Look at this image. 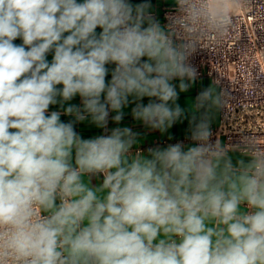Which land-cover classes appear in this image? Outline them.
<instances>
[{"label": "clouds", "instance_id": "9594fccd", "mask_svg": "<svg viewBox=\"0 0 264 264\" xmlns=\"http://www.w3.org/2000/svg\"><path fill=\"white\" fill-rule=\"evenodd\" d=\"M172 2L162 25L151 0H0V264H264V141L233 162L215 89L177 103L193 37L238 0ZM130 106L162 135L187 120L191 143L145 155Z\"/></svg>", "mask_w": 264, "mask_h": 264}, {"label": "built area", "instance_id": "2783aa9c", "mask_svg": "<svg viewBox=\"0 0 264 264\" xmlns=\"http://www.w3.org/2000/svg\"><path fill=\"white\" fill-rule=\"evenodd\" d=\"M178 15L173 2L164 6L162 25ZM176 35L183 38L178 28ZM193 39L191 63L224 100L211 126L214 138L230 150L242 149L249 138L264 141V0H238L222 31H204Z\"/></svg>", "mask_w": 264, "mask_h": 264}, {"label": "crops", "instance_id": "0c3cea01", "mask_svg": "<svg viewBox=\"0 0 264 264\" xmlns=\"http://www.w3.org/2000/svg\"><path fill=\"white\" fill-rule=\"evenodd\" d=\"M151 3L153 5L152 8L153 14L160 20L162 24V19H163L162 10L164 6L172 3V0H151ZM16 43H20V41H16ZM174 83L177 84V90L179 91L178 89L179 81L178 80L174 81ZM209 86L213 87L216 93H218L216 85L213 84L208 77L198 76L193 87H191L185 93H180L177 103L187 111L189 109V105L195 102V98L198 95V93ZM73 102L79 103V98L77 97L76 100ZM143 102L147 103V98H145ZM130 109L131 106L124 110L125 117L121 122V126H130L133 128V131L141 133V140L143 141V143L139 145V148L140 150L144 151L145 155H147V149L150 147H156V146L165 147L169 143H176L180 141H183L185 144L191 143L186 138L188 135L187 120H184L183 122L178 121L177 124H175L173 128L169 130L168 133L162 135L158 130H147L139 123L134 124L133 118L130 114ZM112 115H114V113ZM210 115L212 117L211 126H213L214 124H216L218 119V108H213L211 110ZM62 119L67 120L69 118L62 116ZM115 126L116 125L110 121L109 128ZM77 131L80 132L84 138H90L94 135H99L102 132V130L96 129L94 126L87 123L78 124ZM169 135L173 137L172 140L168 139ZM136 150L137 149L135 147L132 149L133 152H135ZM229 154L233 157V162H235L237 158L247 159L246 157H242L241 150L231 149Z\"/></svg>", "mask_w": 264, "mask_h": 264}]
</instances>
